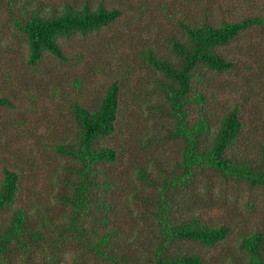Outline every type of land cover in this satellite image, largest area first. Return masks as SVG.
<instances>
[{
	"label": "trees",
	"instance_id": "trees-1",
	"mask_svg": "<svg viewBox=\"0 0 264 264\" xmlns=\"http://www.w3.org/2000/svg\"><path fill=\"white\" fill-rule=\"evenodd\" d=\"M5 1L9 20L26 41L27 64L32 67H37L45 55L68 63L60 44L63 39L87 37L122 18L141 19L148 12L144 4L129 3L113 8L100 4L93 9L89 1H83L77 6L66 3L60 13L53 14L46 11L43 0ZM181 19L184 20H179L178 25L183 29V37L168 38L172 56L164 57L157 47L143 54L145 62L161 74L155 86L166 94L168 112L174 118L171 135L181 146L178 171L170 177L154 178L147 166L134 162L129 180L123 177L120 151L127 154L129 143L124 147H110L101 146L100 142L119 131L121 110L132 103L149 108L151 103L145 98L141 102L140 98L133 102L121 100L125 89L119 81L114 82L94 108L78 102L72 105L77 127L75 138L72 142L55 144L54 152L71 160L60 164L61 180L69 188L59 195L65 206V213L59 217L62 222L56 223L48 206L40 210L38 205H19L20 171L2 168L0 216L5 215L6 221L0 226V264H11L13 258L19 257L23 260L21 264H32V249L40 242L50 246L51 252L43 256L47 264H61L72 242L80 257L87 255L90 259H77L74 264H205L198 254L173 251L174 245L191 241L210 249L233 232L234 228L227 224L202 223L195 214L192 207L199 201L198 180L209 171L240 183L247 181L252 186L264 187V158L253 161L244 157L245 151L241 152L245 122L238 108L218 120L207 106V94L194 89L207 72L235 70V62L220 54L218 48L229 45L251 27L263 25L264 20L252 17L214 27L207 21L196 22L193 17L189 20L187 15ZM75 84L82 87L79 78H75ZM254 98L255 95L251 97ZM191 99L197 105L194 120L189 109ZM10 106L8 98L0 97V107ZM132 124L133 121L130 127ZM135 130L136 127L129 135L135 141L132 148L137 142L143 148L150 146L152 127L145 133L142 126L138 132L134 133ZM261 149L264 152V147ZM109 166H116L117 172L109 171ZM186 209L194 215L180 219L179 210ZM148 228H157L159 234L152 236L156 242L152 248L139 244L146 253L142 257V252L137 255L132 249L136 233L146 238ZM124 230L130 232L127 240L123 239ZM240 244L248 257L244 264H264V231L254 230L243 235ZM127 246L129 252L124 251Z\"/></svg>",
	"mask_w": 264,
	"mask_h": 264
},
{
	"label": "rangeland",
	"instance_id": "rangeland-1",
	"mask_svg": "<svg viewBox=\"0 0 264 264\" xmlns=\"http://www.w3.org/2000/svg\"><path fill=\"white\" fill-rule=\"evenodd\" d=\"M43 1L46 11L53 14L60 13L66 3L77 6L83 1H89L93 9L100 4L113 8L131 3L144 4L148 10L141 19L122 18L87 37L61 40L68 63L45 55L37 67H32L27 64L26 41L9 20L6 1L0 0V97L8 98L12 104L0 107V176L3 167L20 171L22 191L19 205H38L40 210L48 206L59 224L62 222L59 217L65 213L59 195L69 190L61 180L60 164L71 160L56 154L54 147L58 142H72L75 138L77 127L72 105L78 102L94 108L117 81L125 89L121 100L125 98L133 102L140 98V102L149 101V108L132 103L121 110L119 131L103 139L100 145L124 147L126 142L129 143L127 154L120 151L123 177L128 180L134 162L147 166L154 178L170 177L180 167L181 146L171 135L174 118L169 115L166 94L155 86L156 78L161 74L145 62L143 54L149 48L157 47L164 57L172 56L168 38L183 37L178 21L184 20L181 18L185 15L189 20L193 17L196 22L207 21L214 27L252 17L264 20V0ZM218 52L235 62L237 68L222 73H205L202 83L196 82L194 90L207 94V106L218 120L228 111L239 109L245 122L241 152L245 151V158L259 161L264 158L261 149L264 147V24L242 32L229 45L218 48ZM75 78H79L82 87L75 84ZM253 95L256 98L252 100ZM192 99L189 109L194 120L198 112ZM141 126L143 133L152 127L151 145L143 148L137 142L132 148L135 141L130 140V131L136 127V133ZM123 130L127 131L123 133ZM108 168L113 172L118 170L116 166ZM198 181L199 201L192 208L200 216V221L211 226L227 224L234 230L224 242L213 248L181 241L174 245L173 251L198 254L204 258L205 264H221L222 261L224 264H244L248 257L241 247V237L254 230L264 231V187L252 186L247 181L240 183L209 171ZM193 215L189 209L178 212L180 219ZM5 221L6 216H0V226ZM145 232L149 234L146 238L136 233V244L132 249L137 255L142 252V257H146V253L139 244L152 248L156 243L152 236L159 234L157 228H148ZM129 237L130 232L124 230L123 239ZM70 245L61 264H74L77 259L90 261L87 255L79 256L73 242ZM32 251V264H47L43 256L51 252L48 243L40 242ZM124 251L129 252V247ZM21 263L20 257L11 260V264Z\"/></svg>",
	"mask_w": 264,
	"mask_h": 264
}]
</instances>
